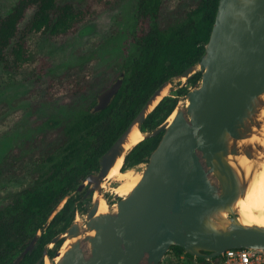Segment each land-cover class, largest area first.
<instances>
[{"label":"water","instance_id":"95a60500","mask_svg":"<svg viewBox=\"0 0 264 264\" xmlns=\"http://www.w3.org/2000/svg\"><path fill=\"white\" fill-rule=\"evenodd\" d=\"M197 71L201 79L186 93L185 105L178 102L159 126L142 131L171 80L161 85L103 154L99 171L78 186L79 192L88 186L94 201L84 223L74 219L50 242L64 240L56 259L65 241L73 240L56 264H160L173 245L206 259L228 248L264 249V226L243 224L237 206L264 163V145L252 140L263 137L264 0H219L204 55L176 77L185 84ZM123 77L98 95L94 111L109 105ZM135 127L143 139L162 132L161 139L130 193L113 211L99 213L103 180L136 145L126 148ZM39 235L12 264L33 251Z\"/></svg>","mask_w":264,"mask_h":264},{"label":"trees","instance_id":"16d2710c","mask_svg":"<svg viewBox=\"0 0 264 264\" xmlns=\"http://www.w3.org/2000/svg\"><path fill=\"white\" fill-rule=\"evenodd\" d=\"M218 2L199 0L182 21L163 26L160 22L163 0H139L132 33L133 50L121 65L124 77L118 93L106 108L94 111V100L78 117L65 124L62 138L46 151L43 158L44 163L50 162L49 171L25 187L8 207L0 209V264H12L39 231L35 249L19 264H35L44 250L50 258L55 257L63 238L54 248L48 245L70 225L79 205L85 203L84 192H79L78 186L90 173L99 171L103 154L127 129L154 92L198 63L205 53ZM30 8L35 9L34 14L21 31L20 24ZM84 15L85 10L58 0H18L11 11L0 15V61L12 59L14 64L22 63L27 58V37L31 32L75 33ZM201 76L202 73L197 71L188 77L187 83L194 85ZM188 90L183 89L185 94ZM177 103L176 96L163 97L142 123V131L159 126ZM161 136L162 132L137 143L125 155L122 169L147 162ZM64 200L53 215V210ZM167 254L174 259L193 257L178 245L171 246ZM213 260L218 264L221 257Z\"/></svg>","mask_w":264,"mask_h":264},{"label":"rangeland","instance_id":"374dc122","mask_svg":"<svg viewBox=\"0 0 264 264\" xmlns=\"http://www.w3.org/2000/svg\"><path fill=\"white\" fill-rule=\"evenodd\" d=\"M199 0H163L161 24L182 21ZM18 0H0V15H5ZM85 10L79 29L70 34L31 32L27 58L20 64L0 61V209H5L22 190L50 169L45 153L62 138V128L74 120L121 74V65L133 50L132 33L139 0H58ZM35 9L30 8L20 24L23 31ZM176 77L165 96H176L186 103L183 89L193 85ZM124 160L122 162L121 170ZM143 172L146 162L135 165ZM109 183V184H108ZM120 181L102 183L109 211L122 197L114 191ZM86 186L82 191L87 189ZM112 191V192H111ZM94 194L79 205L75 219L85 222ZM54 247V243H50ZM57 258L45 256L44 263ZM217 264L197 257L172 258L165 255L160 264ZM220 264V263H218Z\"/></svg>","mask_w":264,"mask_h":264},{"label":"bare ground","instance_id":"6f19581e","mask_svg":"<svg viewBox=\"0 0 264 264\" xmlns=\"http://www.w3.org/2000/svg\"><path fill=\"white\" fill-rule=\"evenodd\" d=\"M261 114L264 117V108ZM174 116L175 112L170 116L169 120H172ZM262 134L263 137H258L254 135L252 140L258 141L262 145H264V124L262 128ZM143 138L144 134L137 127H135L130 133L129 142L126 144V148H131L135 144L139 143ZM122 162L123 158L120 157L109 171L108 175L106 176V179L114 178L120 181L119 185L114 188V191L120 196L124 197L127 196L130 191L135 187V185L139 182L142 176V172H139L137 170V166L121 170ZM242 162L246 164L249 163L246 158H243ZM237 206L239 212V219L243 224H257L264 226V163L260 164L258 170L254 174V178L251 184L249 185L246 196L238 201ZM107 211V203L105 199L101 198L98 212L101 213ZM71 241L73 240L67 239L65 241L60 251L61 255ZM61 255L57 257V260L61 257Z\"/></svg>","mask_w":264,"mask_h":264},{"label":"built area","instance_id":"2783aa9c","mask_svg":"<svg viewBox=\"0 0 264 264\" xmlns=\"http://www.w3.org/2000/svg\"><path fill=\"white\" fill-rule=\"evenodd\" d=\"M220 257V264H264V249L228 248Z\"/></svg>","mask_w":264,"mask_h":264},{"label":"flooded vegetation","instance_id":"af4514ba","mask_svg":"<svg viewBox=\"0 0 264 264\" xmlns=\"http://www.w3.org/2000/svg\"><path fill=\"white\" fill-rule=\"evenodd\" d=\"M87 189H88V187H87ZM87 189H86L85 191H83V192H84V194H83V199L85 200V203H86V201H87V197H88L89 195H92V194H87ZM85 203H83V204H85ZM77 211H78V209L76 210V213H77ZM39 232H40V231H39ZM61 232H62V231H61ZM61 232H60V233H61ZM40 233H41V232H40ZM58 234H59V233H58ZM58 234H57V235H58ZM33 238H34V237H33ZM59 240H60V239H59ZM30 242H31V241H30ZM30 242H29V243H30ZM56 242H57V241H56ZM56 242H55V243H56ZM29 243H28V244H29ZM36 243H37V241H36ZM55 243H54V245H55ZM28 244H27V245H28ZM35 247H36V245H35ZM54 247H55V246H54ZM54 247H50V248H54ZM34 249H35V248H34ZM34 249H33V250H34ZM23 250H24V249H23ZM21 252H22V251H21ZM17 257H18V256H16V258H17ZM16 258H15V259H16ZM44 258H45V250H44V254H43V256L40 257V258L36 261L35 264H40V262H41L42 260H43V264H46V262L44 263ZM15 259H14V261H15ZM23 259H24V258H23ZM14 261H13V262H14Z\"/></svg>","mask_w":264,"mask_h":264}]
</instances>
